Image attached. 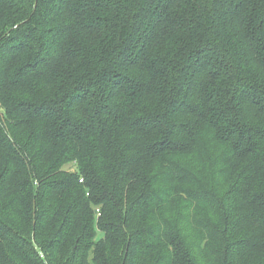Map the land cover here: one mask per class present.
Instances as JSON below:
<instances>
[{"label": "trees", "instance_id": "trees-1", "mask_svg": "<svg viewBox=\"0 0 264 264\" xmlns=\"http://www.w3.org/2000/svg\"><path fill=\"white\" fill-rule=\"evenodd\" d=\"M0 264H264V0H0Z\"/></svg>", "mask_w": 264, "mask_h": 264}, {"label": "built area", "instance_id": "built-area-1", "mask_svg": "<svg viewBox=\"0 0 264 264\" xmlns=\"http://www.w3.org/2000/svg\"><path fill=\"white\" fill-rule=\"evenodd\" d=\"M82 181V180H81Z\"/></svg>", "mask_w": 264, "mask_h": 264}, {"label": "water", "instance_id": "water-1", "mask_svg": "<svg viewBox=\"0 0 264 264\" xmlns=\"http://www.w3.org/2000/svg\"><path fill=\"white\" fill-rule=\"evenodd\" d=\"M97 212V211H96Z\"/></svg>", "mask_w": 264, "mask_h": 264}]
</instances>
